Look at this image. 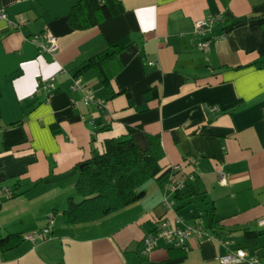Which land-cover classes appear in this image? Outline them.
Wrapping results in <instances>:
<instances>
[{
    "label": "crops",
    "instance_id": "crops-1",
    "mask_svg": "<svg viewBox=\"0 0 264 264\" xmlns=\"http://www.w3.org/2000/svg\"><path fill=\"white\" fill-rule=\"evenodd\" d=\"M77 1L0 0V189L13 192L0 195V239L23 237L0 249V264H220L227 248L208 235L184 248L159 238L143 253L157 220L178 215L202 216L209 233L264 264V0H117V14L74 28ZM210 14L225 17L215 33L227 35L201 48L194 25ZM44 32L58 38L56 52L39 51L46 41L33 37ZM113 44L124 48L105 86L85 65ZM88 90L105 103L86 102ZM135 125L142 149L158 135L161 166H180L173 209L163 205L165 179L153 178L134 203L67 224L79 164ZM48 226L44 239L24 238Z\"/></svg>",
    "mask_w": 264,
    "mask_h": 264
},
{
    "label": "trees",
    "instance_id": "trees-1",
    "mask_svg": "<svg viewBox=\"0 0 264 264\" xmlns=\"http://www.w3.org/2000/svg\"><path fill=\"white\" fill-rule=\"evenodd\" d=\"M121 10L117 0H78L71 8L69 21L74 28H87ZM123 48L113 44L91 57L85 67L93 68L101 82L110 86L119 69L118 55ZM138 128L137 125L129 126L124 137L107 139L104 151H95L91 159L79 164L76 195L68 198L63 211L67 224L94 221L109 215L141 199L145 195L143 185L148 180L166 178L171 166L164 169L160 164L164 155L160 137L148 135V147L142 149L132 136ZM192 183L201 189L199 179ZM22 240L19 234H9L0 239V249L8 250Z\"/></svg>",
    "mask_w": 264,
    "mask_h": 264
},
{
    "label": "built area",
    "instance_id": "built-area-1",
    "mask_svg": "<svg viewBox=\"0 0 264 264\" xmlns=\"http://www.w3.org/2000/svg\"><path fill=\"white\" fill-rule=\"evenodd\" d=\"M8 15L5 7L0 2V21L7 20ZM225 21V17L222 15H207L198 19L195 22L193 32L201 40L198 41V45L201 48L209 47L211 41L216 40L220 37H225L227 33L222 32V34H216L215 30L218 25ZM44 38L45 43L39 47L40 52H56L59 48L58 38L49 33L44 32L43 34L34 35L33 39ZM151 61V64H154ZM51 79H44V87L48 88L52 86ZM80 86V81L77 79L75 82V87ZM86 102H95L99 105H103L105 102L103 100H96L92 95L91 91L88 90L85 95ZM179 165L171 166V171L167 174L164 184V199L163 205L168 209H173V201L170 199L169 195L180 191L184 187V182L178 176L180 171ZM219 177L221 181L226 180V172L221 167L218 170ZM6 194L8 197L13 196V192L8 189H0V195ZM260 227L264 228V216L259 218L257 221ZM51 231V227L48 226L42 231H35L27 233L24 238L29 241H36L38 239H44L48 233ZM208 235L213 237L216 241L227 248V252L219 256L220 264H237L243 261H247L249 264H262L261 261L254 255H249L247 251L242 248L234 239L222 238L219 235L211 234L206 230L205 221L202 216H196L192 221L187 220L184 216L178 215L174 218L162 217L157 220L155 230L147 234L143 239V253H149L151 249L156 245L157 239L163 238L170 245L174 247H186L188 240L195 237H202Z\"/></svg>",
    "mask_w": 264,
    "mask_h": 264
},
{
    "label": "rangeland",
    "instance_id": "rangeland-1",
    "mask_svg": "<svg viewBox=\"0 0 264 264\" xmlns=\"http://www.w3.org/2000/svg\"><path fill=\"white\" fill-rule=\"evenodd\" d=\"M173 200V199H172ZM197 201L200 203L201 205V200L200 199H197ZM173 202H176L175 200H173Z\"/></svg>",
    "mask_w": 264,
    "mask_h": 264
}]
</instances>
